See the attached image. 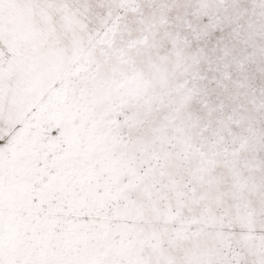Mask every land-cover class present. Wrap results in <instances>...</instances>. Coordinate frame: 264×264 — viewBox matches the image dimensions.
Listing matches in <instances>:
<instances>
[{
    "label": "snow or ice",
    "instance_id": "6c2138e0",
    "mask_svg": "<svg viewBox=\"0 0 264 264\" xmlns=\"http://www.w3.org/2000/svg\"><path fill=\"white\" fill-rule=\"evenodd\" d=\"M0 264H264V0H0Z\"/></svg>",
    "mask_w": 264,
    "mask_h": 264
}]
</instances>
